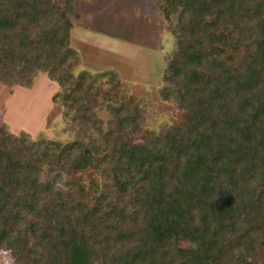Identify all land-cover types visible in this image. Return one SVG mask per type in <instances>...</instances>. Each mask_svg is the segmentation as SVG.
Segmentation results:
<instances>
[{
  "label": "trees",
  "instance_id": "16d2710c",
  "mask_svg": "<svg viewBox=\"0 0 264 264\" xmlns=\"http://www.w3.org/2000/svg\"><path fill=\"white\" fill-rule=\"evenodd\" d=\"M160 11L178 45L162 94L186 122L138 145L0 128V252L14 264H264V0H161ZM79 18L74 0H0V83L39 72L68 82ZM96 76L62 95L74 124H100L83 102ZM94 165L107 191L41 182L45 167L71 176Z\"/></svg>",
  "mask_w": 264,
  "mask_h": 264
},
{
  "label": "rangeland",
  "instance_id": "374dc122",
  "mask_svg": "<svg viewBox=\"0 0 264 264\" xmlns=\"http://www.w3.org/2000/svg\"><path fill=\"white\" fill-rule=\"evenodd\" d=\"M56 2L61 5L65 0ZM74 3L80 18L74 22L71 48L65 53L72 67L70 80L60 86L39 72L30 83L20 79L0 83V128L29 140L64 145L78 140L86 144L95 140L106 143L113 133L117 142L138 145L150 135L186 122L185 113L162 94L164 87H171L168 65L175 58L178 45L163 21L161 0ZM80 74L97 75L89 80L92 87L83 99L99 116L97 128L74 124L67 117L62 95ZM57 94L61 96L53 100ZM115 108L123 109L126 117L135 115L136 122L126 124L118 113L111 112ZM41 182L55 193L70 190L74 182L85 185L87 190H108L101 168L95 165L71 176L45 167ZM77 201L87 208L92 204L89 197ZM181 246L194 247L190 243ZM0 264H14V258L0 252Z\"/></svg>",
  "mask_w": 264,
  "mask_h": 264
}]
</instances>
